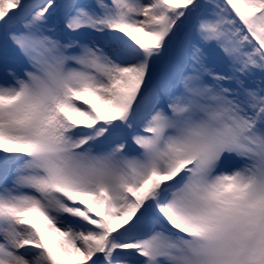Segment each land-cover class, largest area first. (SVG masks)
<instances>
[{
	"label": "snow or ice",
	"instance_id": "6c2138e0",
	"mask_svg": "<svg viewBox=\"0 0 264 264\" xmlns=\"http://www.w3.org/2000/svg\"><path fill=\"white\" fill-rule=\"evenodd\" d=\"M0 48V264H264V0H0Z\"/></svg>",
	"mask_w": 264,
	"mask_h": 264
},
{
	"label": "rangeland",
	"instance_id": "374dc122",
	"mask_svg": "<svg viewBox=\"0 0 264 264\" xmlns=\"http://www.w3.org/2000/svg\"><path fill=\"white\" fill-rule=\"evenodd\" d=\"M82 2H84V3H94L95 0H82ZM85 31H88V30H85Z\"/></svg>",
	"mask_w": 264,
	"mask_h": 264
}]
</instances>
